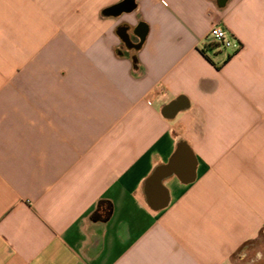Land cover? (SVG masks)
Wrapping results in <instances>:
<instances>
[{
    "label": "crops",
    "instance_id": "obj_1",
    "mask_svg": "<svg viewBox=\"0 0 264 264\" xmlns=\"http://www.w3.org/2000/svg\"><path fill=\"white\" fill-rule=\"evenodd\" d=\"M123 1L0 0V264H264V0Z\"/></svg>",
    "mask_w": 264,
    "mask_h": 264
},
{
    "label": "built area",
    "instance_id": "obj_2",
    "mask_svg": "<svg viewBox=\"0 0 264 264\" xmlns=\"http://www.w3.org/2000/svg\"><path fill=\"white\" fill-rule=\"evenodd\" d=\"M209 38L213 43L237 52L242 49L243 44L222 24L216 23L211 28Z\"/></svg>",
    "mask_w": 264,
    "mask_h": 264
},
{
    "label": "trees",
    "instance_id": "obj_3",
    "mask_svg": "<svg viewBox=\"0 0 264 264\" xmlns=\"http://www.w3.org/2000/svg\"><path fill=\"white\" fill-rule=\"evenodd\" d=\"M113 12H120L125 10L123 2L117 3L110 7ZM112 212V203L110 201L100 200L97 204L96 210L93 214L96 219H107Z\"/></svg>",
    "mask_w": 264,
    "mask_h": 264
},
{
    "label": "water",
    "instance_id": "obj_4",
    "mask_svg": "<svg viewBox=\"0 0 264 264\" xmlns=\"http://www.w3.org/2000/svg\"><path fill=\"white\" fill-rule=\"evenodd\" d=\"M123 4L125 7V10L131 11L136 7V0H124ZM146 33H147V28L144 23H141L136 29V34L140 38V42L138 45H136V48H139L141 46V44L145 40Z\"/></svg>",
    "mask_w": 264,
    "mask_h": 264
},
{
    "label": "rangeland",
    "instance_id": "obj_5",
    "mask_svg": "<svg viewBox=\"0 0 264 264\" xmlns=\"http://www.w3.org/2000/svg\"><path fill=\"white\" fill-rule=\"evenodd\" d=\"M247 252L249 253L248 258H252L255 260L257 259L258 256H260L261 253L264 255V239L250 246ZM258 263L261 264V261L256 262L255 264H258Z\"/></svg>",
    "mask_w": 264,
    "mask_h": 264
},
{
    "label": "flooded vegetation",
    "instance_id": "obj_6",
    "mask_svg": "<svg viewBox=\"0 0 264 264\" xmlns=\"http://www.w3.org/2000/svg\"><path fill=\"white\" fill-rule=\"evenodd\" d=\"M127 40H129L128 38H127ZM259 264V263H258Z\"/></svg>",
    "mask_w": 264,
    "mask_h": 264
}]
</instances>
